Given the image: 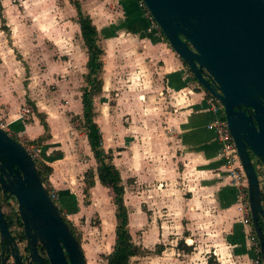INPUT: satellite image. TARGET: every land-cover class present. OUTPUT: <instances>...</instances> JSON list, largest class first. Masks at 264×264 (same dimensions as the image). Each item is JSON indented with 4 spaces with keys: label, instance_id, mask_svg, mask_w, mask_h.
Listing matches in <instances>:
<instances>
[{
    "label": "crops",
    "instance_id": "1",
    "mask_svg": "<svg viewBox=\"0 0 264 264\" xmlns=\"http://www.w3.org/2000/svg\"><path fill=\"white\" fill-rule=\"evenodd\" d=\"M113 1L115 18L108 15L107 27L95 26L98 41L109 73L110 68L120 67L127 74L122 77L125 86L117 98L137 100L140 111L137 115L130 113V121L122 125V142L111 139L107 150L123 180L127 227L133 219L137 222V243L145 249L152 250L155 244L163 247L156 254L134 256L139 260H129L128 264H207L208 260L216 264H253L256 253L248 240V226L239 221L235 188L226 175L212 133L205 129L210 118L205 92L191 79L159 29L149 27L138 0ZM77 32L79 35V28ZM12 63L0 61V122L16 139L32 141L43 135V119L48 136L40 141V161L51 167L47 180L58 192L56 202L74 215L65 198L77 201L75 195L83 181L80 177L79 186L71 185L70 180L77 179H71V174L79 171L81 175L94 160L85 134L79 155L69 142V134L75 130L65 112L57 116L50 104L35 101L31 84L18 80ZM101 80L103 91L102 75ZM146 90L154 93L150 95ZM80 94L77 90L75 95H66L70 98L63 110L81 116ZM151 96L156 97L157 104L145 108L142 101ZM125 105L123 112L129 114ZM23 108L28 112L20 116ZM162 117L172 133H162ZM98 130L101 137L102 131ZM131 131L137 132V139ZM125 179L131 181L128 186ZM97 187L104 186L94 178L91 189ZM179 241L190 250L179 248Z\"/></svg>",
    "mask_w": 264,
    "mask_h": 264
},
{
    "label": "water",
    "instance_id": "2",
    "mask_svg": "<svg viewBox=\"0 0 264 264\" xmlns=\"http://www.w3.org/2000/svg\"><path fill=\"white\" fill-rule=\"evenodd\" d=\"M172 51L223 117L246 180L251 227L264 264V221L258 177L264 169V0H141ZM0 189L16 200L28 262L85 264L83 250L50 199L34 160L0 127ZM0 211V233L5 234ZM14 263L21 264L17 254Z\"/></svg>",
    "mask_w": 264,
    "mask_h": 264
},
{
    "label": "rangeland",
    "instance_id": "3",
    "mask_svg": "<svg viewBox=\"0 0 264 264\" xmlns=\"http://www.w3.org/2000/svg\"><path fill=\"white\" fill-rule=\"evenodd\" d=\"M78 1L81 10L91 14V19L98 28L109 25V23L107 24L110 19L108 15L115 18L116 4L113 0ZM0 4L4 19L3 22H0V61L16 62L12 65L15 66L17 72L14 67L13 71L17 73L19 81L31 84V97L35 101L38 99L44 102L45 106L50 104L55 109L57 116L65 112L68 122L75 130L72 135L69 134V142H72L74 152L79 151V155H81L84 129L79 120L72 118V113L63 110L70 98L68 96L75 95V92L84 85L83 64L86 52L77 32L78 26L75 23L76 15L73 5L69 0H0ZM102 61L101 75L105 89L93 97L95 112L93 118L102 131L101 145L106 151L111 139L122 142V125H126L130 121L131 112L137 115L140 110L137 109V100L117 98L121 96L120 92L124 90L125 86L122 77L127 74L122 73L120 67L118 69L110 68L111 73H109L104 57H102ZM65 90L68 96L65 95ZM146 91L150 95L154 93V91ZM125 103L128 106L129 114L123 112ZM142 104L145 108L156 105V97L151 96L145 102L142 101ZM161 121L159 126L162 128V133H172L168 123L163 122V117ZM111 126L115 127V130L111 131ZM67 131L70 132L69 129ZM130 133L137 139L136 131ZM85 158L87 157L85 156ZM250 158L259 175L263 171V166L257 163V159L253 155H250ZM87 165L81 175L79 171L71 174V179L77 178L70 180L71 185L79 186L77 180L79 182L78 178L81 177V181H83L85 171L92 170L94 173V160H91ZM259 180L260 184L263 183L264 176L260 175ZM130 182L129 179L124 180L126 186ZM44 184L55 190L48 180ZM121 184L123 185V180H121ZM83 188L84 183L80 185L79 191L75 195L77 201H71L69 197H64L74 215L69 214L60 203L58 204L56 201L55 203L61 207L59 209L63 218L70 224L82 247L85 264H105L103 255L110 251L114 240L115 220L111 194L106 187L94 189L90 187L86 193H83ZM129 188L133 190L132 186ZM136 224L137 222L133 219L132 223L128 225V229L133 235L131 236L132 240L138 244L139 228ZM130 260L132 263H136L139 258L132 257Z\"/></svg>",
    "mask_w": 264,
    "mask_h": 264
},
{
    "label": "trees",
    "instance_id": "4",
    "mask_svg": "<svg viewBox=\"0 0 264 264\" xmlns=\"http://www.w3.org/2000/svg\"><path fill=\"white\" fill-rule=\"evenodd\" d=\"M69 2L73 5V8L75 10L76 23L79 28V36L86 52V72L83 74L84 85L80 89L81 116L78 117L76 115H73L72 118H76L81 122L87 144L95 162L94 173L92 170H88L83 173V193H86L88 188L93 185L94 178H96L102 186L108 188V190L110 191L111 202L114 206V240L113 244L111 245L110 251L107 254L103 255V259L105 260V264H128L130 258L134 256H141L150 252L156 254L159 253L163 247L160 244H155L152 250L145 249L132 240L131 235L128 231L127 210L123 202V185L121 184L119 172L111 161V151H104L102 149L100 132L98 130V126L93 120L94 110L92 101L93 97L101 91V70L103 65L102 57L104 52L98 41L99 39L97 29L92 23L89 15L81 10L78 0H69ZM143 9L146 12V9ZM1 11L2 6L0 4V22H3L4 19ZM187 71L191 75L188 69ZM191 79L195 81L194 77L192 76ZM40 122L44 130L43 135L37 137L36 140L29 141L30 143H34L37 147H40V141L48 136L47 126L45 122L43 121V119H40ZM34 162L39 171L41 181L43 183L46 182L47 176L51 172V167L40 160H34ZM257 163L261 165L258 160ZM262 170L263 173L260 172L259 175L258 172L256 173L255 171L258 177H260V175L264 176V169ZM259 191L261 204L264 208L263 185H259ZM56 194L58 195L57 191ZM59 208L61 207L59 206L58 209ZM63 220L68 224V222L64 218ZM258 222L264 236V221L259 219ZM68 225L69 227H71L70 224ZM177 246L184 251L190 250V247L185 245L183 241H179L177 243ZM207 264L216 263L213 260H208Z\"/></svg>",
    "mask_w": 264,
    "mask_h": 264
},
{
    "label": "built area",
    "instance_id": "5",
    "mask_svg": "<svg viewBox=\"0 0 264 264\" xmlns=\"http://www.w3.org/2000/svg\"><path fill=\"white\" fill-rule=\"evenodd\" d=\"M138 5L141 8H145L141 0H138ZM145 15L147 20L149 21V27L158 29L157 25L155 24L147 10L145 12ZM205 94L207 110L210 115L208 121L205 122V129L212 133L213 139L217 145L218 155L223 161L226 175L229 179L230 184L235 188L234 203L236 205V209L240 212L239 221L241 224L248 226V240L250 241V244H252V250H254V252L256 253L252 262L253 264H260L261 260L258 255V243L252 230L249 216L246 180L237 157L236 149L223 117L222 106L211 95L207 93ZM27 112L28 108H23L21 110L20 116L26 114ZM0 127L4 131L12 135L6 127L5 123L0 122ZM17 141L23 145V147L26 149L33 160H40L39 147L35 146L34 143H30L25 139H17ZM259 178L260 177H258V185L262 184L264 186V182L260 184ZM44 186L47 189V193L50 199L55 202L57 200L56 191L48 185L44 184Z\"/></svg>",
    "mask_w": 264,
    "mask_h": 264
},
{
    "label": "flooded vegetation",
    "instance_id": "6",
    "mask_svg": "<svg viewBox=\"0 0 264 264\" xmlns=\"http://www.w3.org/2000/svg\"><path fill=\"white\" fill-rule=\"evenodd\" d=\"M0 211L6 226L5 234L2 233L1 235L0 233V264H15L13 259L14 254H17L20 258L21 264H35L34 262L29 263L27 260L28 250L25 246L26 240L23 233V226L18 216L16 200L11 194L2 192L1 189ZM69 228L71 229V227ZM36 249L39 255H41L43 264H48L42 248L37 245Z\"/></svg>",
    "mask_w": 264,
    "mask_h": 264
}]
</instances>
